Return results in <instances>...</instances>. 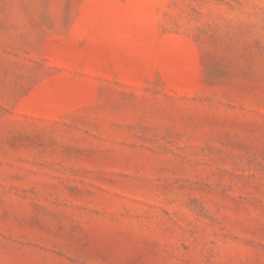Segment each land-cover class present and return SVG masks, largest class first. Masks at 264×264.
Listing matches in <instances>:
<instances>
[{
    "label": "rangeland",
    "instance_id": "1",
    "mask_svg": "<svg viewBox=\"0 0 264 264\" xmlns=\"http://www.w3.org/2000/svg\"><path fill=\"white\" fill-rule=\"evenodd\" d=\"M0 264H264V0H0Z\"/></svg>",
    "mask_w": 264,
    "mask_h": 264
}]
</instances>
